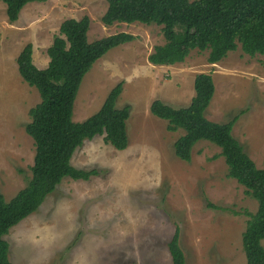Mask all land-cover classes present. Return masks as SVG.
<instances>
[{"label":"rangeland","instance_id":"1","mask_svg":"<svg viewBox=\"0 0 264 264\" xmlns=\"http://www.w3.org/2000/svg\"><path fill=\"white\" fill-rule=\"evenodd\" d=\"M106 7V0L33 1L10 23L0 0V192L6 201L26 185L34 155L25 125L39 94L18 72L16 57L23 46L32 43L33 61L44 68L46 48L60 23L83 15L90 18L89 41L121 31L134 36L94 62L82 78L72 115L74 121L86 119L121 83L116 107L130 106L127 146L118 150L102 135L86 139L71 162L97 173L87 180L62 177L36 211L4 235L8 258L13 264H171L167 242L177 226L185 264H245L241 234L257 201L228 177L217 145L199 140L190 160L179 159L173 143L183 130L168 131L167 120L149 107L156 98L187 106L195 74L211 73L215 90L206 117L217 122L236 117L232 133L261 168V56H249L238 45L214 64L207 62V50L198 49L180 63L152 64L149 53L164 42L161 26H106L100 20Z\"/></svg>","mask_w":264,"mask_h":264},{"label":"trees","instance_id":"2","mask_svg":"<svg viewBox=\"0 0 264 264\" xmlns=\"http://www.w3.org/2000/svg\"><path fill=\"white\" fill-rule=\"evenodd\" d=\"M7 20L12 23L27 2L45 0H1ZM100 20L106 26L114 22L157 24L164 42L153 47L148 61L172 65L185 60L191 50H207V62L217 63L227 53L240 49L249 56L260 55L264 65V0H106ZM90 18H64L58 34L46 48L47 65L33 61V45L26 43L16 57L22 79L36 88L39 102L29 109L25 132L34 144L31 175L24 187L8 201L0 192V264H13L8 258L9 244L4 238L10 228L35 212L62 180H87L97 169L72 164L75 150L86 139L102 135L103 141L118 150L127 146L126 120L129 105L116 107L121 83L115 85L100 108L82 121H74L73 102L80 83L94 62L108 50L134 39L128 32H117L89 41ZM194 94L185 107H175L156 98L150 112L167 120L166 129L181 134L173 143L175 155L188 161L192 148L206 140L220 148L229 178L245 187L257 201L254 212L241 234L245 264H264V165L259 168L232 133L236 117L217 122L205 111L214 94L211 73L199 72L193 80ZM167 247L171 264H185L179 242V228L173 231Z\"/></svg>","mask_w":264,"mask_h":264}]
</instances>
